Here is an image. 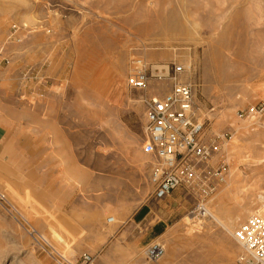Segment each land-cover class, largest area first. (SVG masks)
I'll return each mask as SVG.
<instances>
[{"label":"rangeland","instance_id":"1","mask_svg":"<svg viewBox=\"0 0 264 264\" xmlns=\"http://www.w3.org/2000/svg\"><path fill=\"white\" fill-rule=\"evenodd\" d=\"M137 59L183 65L195 118L224 136L206 217L181 189L152 200L142 94L126 83ZM252 215L264 216V0H0V264H238L233 232Z\"/></svg>","mask_w":264,"mask_h":264},{"label":"built area","instance_id":"2","mask_svg":"<svg viewBox=\"0 0 264 264\" xmlns=\"http://www.w3.org/2000/svg\"><path fill=\"white\" fill-rule=\"evenodd\" d=\"M126 83L140 92L145 126L142 152L150 162L149 181L152 200L162 202L181 189L185 197L196 203L195 211L205 212L204 204L223 181L227 166L223 152L224 136L207 138L205 127L195 118L194 84L186 77L183 65H172L161 73L143 60L133 62ZM153 82V83H152ZM167 90L161 92L163 83ZM107 223H113L108 218ZM242 249L238 264H264V217L252 215L233 232ZM145 258L156 263L164 255L163 248L150 243ZM80 264H94L91 255L83 254Z\"/></svg>","mask_w":264,"mask_h":264},{"label":"crops","instance_id":"3","mask_svg":"<svg viewBox=\"0 0 264 264\" xmlns=\"http://www.w3.org/2000/svg\"><path fill=\"white\" fill-rule=\"evenodd\" d=\"M150 212H151V210H149ZM141 212H140V209L135 213V216H136V218H135V220L133 221L132 220V224L134 225V226H136V228H138V229H140V230H142V228H141V226H143V224H145V222L144 221H146L147 220V218H148V216L146 215V214H140ZM145 241V240H144ZM138 244H140V243H138ZM145 244H146V241H145Z\"/></svg>","mask_w":264,"mask_h":264},{"label":"bare ground","instance_id":"4","mask_svg":"<svg viewBox=\"0 0 264 264\" xmlns=\"http://www.w3.org/2000/svg\"><path fill=\"white\" fill-rule=\"evenodd\" d=\"M204 211H205V212L203 213L202 216H203V217H206V216H207V215H206V211H207V209H206L205 207H204ZM215 214H216V213H215ZM220 216H221V215H220ZM211 217H213L218 223H220V224L223 223V222L221 221V219L218 218V217H216L215 215H212V214H211ZM263 217H264V216H263ZM110 218L113 220V222L115 221L114 218H112V217H110ZM107 220H108V219H106V222H107ZM224 222H225V221H224ZM223 225H224V224H223ZM220 226H221V225H220ZM222 227H223V226H222ZM224 228H225V227H224ZM228 228H230L229 225H228ZM225 230H226V229H225ZM228 230H229V229H228ZM229 232L232 233L231 230H230Z\"/></svg>","mask_w":264,"mask_h":264}]
</instances>
